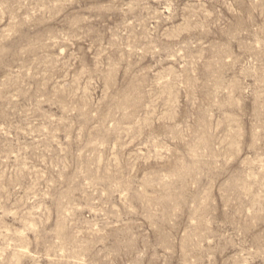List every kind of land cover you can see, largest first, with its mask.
I'll return each mask as SVG.
<instances>
[{"label": "rangeland", "instance_id": "374dc122", "mask_svg": "<svg viewBox=\"0 0 264 264\" xmlns=\"http://www.w3.org/2000/svg\"><path fill=\"white\" fill-rule=\"evenodd\" d=\"M0 264H264V0H0Z\"/></svg>", "mask_w": 264, "mask_h": 264}]
</instances>
